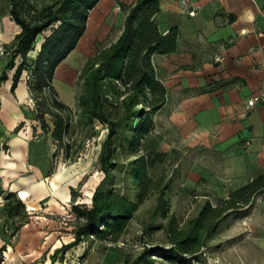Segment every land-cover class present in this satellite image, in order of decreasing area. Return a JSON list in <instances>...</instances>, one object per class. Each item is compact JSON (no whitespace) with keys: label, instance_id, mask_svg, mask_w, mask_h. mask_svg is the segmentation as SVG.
Here are the masks:
<instances>
[{"label":"crops","instance_id":"crops-1","mask_svg":"<svg viewBox=\"0 0 264 264\" xmlns=\"http://www.w3.org/2000/svg\"><path fill=\"white\" fill-rule=\"evenodd\" d=\"M136 1L99 0L88 14L86 30L93 27L88 36L97 37L85 44V56L96 52L95 43L104 49L119 38L128 8ZM159 7L155 20L161 33L173 27L179 31L175 52L152 56L167 90L166 103L155 118L168 147L164 151L190 154L184 185L196 191L195 197L226 198L264 176V103L248 106L264 89V0H193L192 7L183 0H160ZM191 8L198 10L196 16L188 14ZM20 31L8 1L0 0V75L11 57L7 46ZM19 63L17 57L16 66ZM15 70H8L0 87V264H84V254L91 251L87 242L52 262L54 252L74 240L73 223L61 222L58 215L67 213L70 222L75 217L71 207L59 206L50 188H42L49 177L29 161L26 134L38 122L23 107L33 101L28 75L12 89ZM69 84L66 99H60L71 107ZM7 192L23 200L29 215L12 236L19 222L7 215ZM44 199L48 201L42 208Z\"/></svg>","mask_w":264,"mask_h":264},{"label":"trees","instance_id":"trees-1","mask_svg":"<svg viewBox=\"0 0 264 264\" xmlns=\"http://www.w3.org/2000/svg\"><path fill=\"white\" fill-rule=\"evenodd\" d=\"M7 1L11 19L21 31L7 46L11 57L0 75V87L8 79V70L16 68L13 90L23 72H27V85L37 105L32 117L42 131L50 132L59 148H64V138L71 127V107L59 99L53 79L58 65L84 35L88 14L99 0H52L40 7L38 0ZM159 2L137 0L130 5L122 34L109 47L89 58L82 69L76 125L90 130L89 137L95 135L96 122L107 127L98 161L103 177L93 191L91 204L78 203L80 194L71 190L74 240L57 249L52 262L83 242H87L89 248L95 241L118 245L144 201L149 170L163 160V154L159 152L152 159L136 154L140 141L151 130L152 115L157 114L167 100L166 87L156 75L152 56L175 52L179 37L176 27L166 34L159 30L155 20L160 11ZM17 57L21 60L16 66ZM47 116L51 117V124ZM123 126L126 131L119 134V128ZM64 149L68 155V148ZM119 153L127 157L120 160ZM132 156L135 158L131 159ZM40 168L44 177L53 175V171L46 173L45 168ZM118 173H123L121 179L127 192L117 188L120 185ZM158 189L152 221L144 230L151 236L161 228L155 220H167L164 227L167 245L145 246L137 256L125 258V264H153L154 258L172 264H192L194 257L206 246L207 238L222 222L247 209L257 196L264 193V176L231 191L226 198L216 199V204L208 199L198 215L183 225L175 215L169 217L167 185ZM4 197L8 217L18 218L19 222L10 234L12 236L28 222L29 215L25 203L14 192L5 193Z\"/></svg>","mask_w":264,"mask_h":264},{"label":"rangeland","instance_id":"rangeland-1","mask_svg":"<svg viewBox=\"0 0 264 264\" xmlns=\"http://www.w3.org/2000/svg\"><path fill=\"white\" fill-rule=\"evenodd\" d=\"M51 1L38 0L37 5L40 7ZM91 28L86 30L73 54L62 61L55 71L54 86L59 99L61 97L66 99L67 84L70 83L71 89L69 95L72 104L71 127L64 138L65 144L63 145L64 148H68V155H66L64 148H59V144L52 138L50 132L42 131L39 123H34L37 128L26 134V140L29 141V161H34L45 168L46 173L53 171V175L46 178L42 188H50L52 196L56 197L59 206L66 209L71 207L72 189L80 194L77 202L91 204L93 191L103 177V173L99 170L98 161L102 144L107 136V127L96 122L94 126L95 135L89 137L90 130L76 125L78 118L77 98L81 89L82 69L89 58L94 57L102 49V45L95 43L92 50L96 52L92 55L90 53L84 55V49L88 42L97 37L88 36ZM82 57H84L83 63L76 69ZM26 75L27 72H23L22 77H27ZM31 98L33 101L23 106L26 112H33L37 109L36 101L32 95ZM46 118L51 124V117L47 116ZM151 118V130L140 141V147L136 154L152 159L155 153L159 152L163 154V160L149 170V183L144 201L130 221L128 232L122 241L118 245L95 241L90 246V253L83 259L84 264H125V258L137 256L145 246L167 245L164 229L167 220L156 219L155 224L160 225L161 228L154 231L151 236L146 235L144 230L152 221V215L157 206L159 187L167 185L166 196L169 201V217L175 215L182 225L197 216L208 200L207 198L195 197L196 191L184 185V178L189 170L187 166L190 154L178 152L175 149L164 151L168 147L164 144L166 142H164L165 139L162 136L160 126H158L159 121L155 119L156 114L152 115ZM23 127L20 126V132ZM3 128L0 123V130ZM125 131L124 126L119 128V134H123ZM10 133H14V131ZM118 157L123 160L127 156L119 153ZM133 158L135 156L131 157V159ZM122 174L118 173L117 182L120 185L117 188L122 192H127L126 184L121 179ZM209 200L214 204L217 203L214 199ZM47 201L48 199H44L40 202L42 208L46 207ZM58 217H60L61 222L69 225L70 223L75 224V219L73 222L68 221L67 213L58 215ZM80 257L78 261L82 259ZM153 264L172 263L154 258ZM192 264H264V193L257 196L247 209H243L239 214L237 213L222 222L218 230L207 238L206 246L198 256L194 257Z\"/></svg>","mask_w":264,"mask_h":264},{"label":"built area","instance_id":"built-area-1","mask_svg":"<svg viewBox=\"0 0 264 264\" xmlns=\"http://www.w3.org/2000/svg\"><path fill=\"white\" fill-rule=\"evenodd\" d=\"M192 2H193V0H183V5L186 6V7H192ZM197 13H198V10L196 8H191L188 11V14L190 16H196ZM0 52L2 53V50H0ZM260 103H264V89L260 93L253 95L248 100V106L250 108H253L257 104H260Z\"/></svg>","mask_w":264,"mask_h":264},{"label":"bare ground","instance_id":"bare-ground-1","mask_svg":"<svg viewBox=\"0 0 264 264\" xmlns=\"http://www.w3.org/2000/svg\"><path fill=\"white\" fill-rule=\"evenodd\" d=\"M39 46V41L37 42V47ZM63 74V73H62ZM64 173V172H63ZM54 183V182H53ZM55 185V184H54Z\"/></svg>","mask_w":264,"mask_h":264}]
</instances>
